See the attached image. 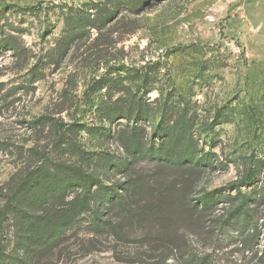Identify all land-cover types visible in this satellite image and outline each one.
I'll use <instances>...</instances> for the list:
<instances>
[{"label": "rangeland", "instance_id": "1", "mask_svg": "<svg viewBox=\"0 0 264 264\" xmlns=\"http://www.w3.org/2000/svg\"><path fill=\"white\" fill-rule=\"evenodd\" d=\"M5 38L0 211L38 181L8 208L0 264H264V0H0ZM190 140L197 175L127 163ZM78 169L141 193L96 192L80 215Z\"/></svg>", "mask_w": 264, "mask_h": 264}, {"label": "trees", "instance_id": "2", "mask_svg": "<svg viewBox=\"0 0 264 264\" xmlns=\"http://www.w3.org/2000/svg\"><path fill=\"white\" fill-rule=\"evenodd\" d=\"M13 7V5L11 6ZM36 6H28L27 9H35ZM8 41L5 38L0 39V53L2 50L7 49L9 47V44H7ZM189 148L185 152L183 156H179L178 154H175L171 150H167L165 147H152V148H144V145H140L139 147L135 148L134 150H130L129 157H128V164L131 163L132 158L137 157H143L147 159L148 162H151L153 164L162 165L161 167H169V168H175L179 172V175H183L184 173L193 172V175L199 174V170L196 168H199V166H202V161H206L204 159V156H202V151L195 145L193 140H190ZM76 173L78 175V185L81 189V198L79 202V211L78 214L82 215L86 211H88L91 207L92 199L96 192L98 194H101L102 197L105 199V201H109L112 205L116 203H123L126 204L129 197H132V195H136L137 193H141L139 190V179L131 180L129 182H122V183H115L113 185H106L104 179L100 176L93 175L87 172H84L80 169L76 170ZM156 177L159 174V171L156 172ZM154 177V176H151ZM147 184L148 186V195L153 199L163 195L161 192L157 191V188H152L155 184H150V178ZM30 181H33V187H36V181L37 178L33 176V173H29L17 186V188L13 191V193L10 194V196L7 199L6 204L3 206L2 210L0 211V227H2L4 221L6 220L8 216V208L12 205L15 196L17 193L28 184ZM154 182V181H153ZM185 183V180L183 181ZM249 182L247 180H242L239 184H237L238 187H242L247 185ZM176 184V183H175ZM138 189V192H137ZM181 190L178 188V191L176 194H180ZM186 195V193H185ZM241 204L236 209L235 215H241L246 211L245 205V194L241 193ZM160 199V198H159ZM205 199L202 198L201 202ZM151 208V207H150ZM155 210L153 207L151 208ZM95 215H97V219H101L102 213L100 212V209L98 208L95 211ZM158 218V217H157Z\"/></svg>", "mask_w": 264, "mask_h": 264}]
</instances>
